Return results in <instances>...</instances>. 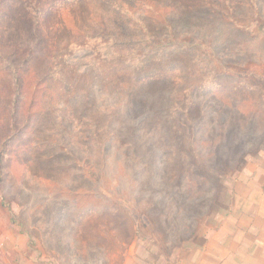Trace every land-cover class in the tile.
I'll use <instances>...</instances> for the list:
<instances>
[{
    "label": "trees",
    "instance_id": "obj_1",
    "mask_svg": "<svg viewBox=\"0 0 264 264\" xmlns=\"http://www.w3.org/2000/svg\"><path fill=\"white\" fill-rule=\"evenodd\" d=\"M119 1L72 0L50 12L40 5L29 10V0H7L6 3L2 0L0 23H5L0 24V61L8 63V81L19 90L23 75L19 69L27 62L40 63L39 85L44 79L53 80L57 70L65 92L51 107L64 103L69 111L53 119L54 126L57 121L62 126L58 129V141L70 137L73 142L84 144L89 153L97 142L105 149L112 144L132 160L140 147L146 148L145 159L152 171L147 176L148 182L173 184L181 173L194 172L189 158L192 155L185 151L183 144L189 135L196 142L199 131L207 128L209 110L215 104L212 98L215 97L222 113L218 138L207 140L209 149L216 144V139L224 138L229 115L223 116L222 109H241L246 99L252 98L250 89L259 91L256 97H264L260 86L250 87L237 78L249 72L252 61L264 64V36L254 28L256 21L264 18L263 0L238 3L219 0L221 4L214 7L209 3L208 7L196 4L179 13L185 20L180 26L174 15L157 18L145 10L128 17L120 16L118 5L125 2ZM131 1L130 4L137 5L147 0ZM88 2L109 6L112 11L105 9L110 14L101 15L99 20L84 22L78 16L72 23L65 19L64 10L73 15V9L84 7ZM235 10L242 15L237 17ZM199 13L203 16L201 23L198 21L201 25L192 30L191 18ZM46 19L52 22L43 28L42 22ZM91 46L95 50L89 49ZM102 47L105 52L100 51ZM91 56L93 59L87 60ZM19 60L21 63L16 66ZM162 92L164 97L156 98ZM14 100L12 129L20 113L17 98ZM108 101L117 103L108 104ZM181 105L185 109L181 110ZM179 112L191 122L188 134L186 124L178 120ZM70 114L74 116L69 117ZM239 116L244 121L240 126L251 121L243 112ZM6 128L3 125V135L0 133V168L15 133ZM255 128L261 126L255 125ZM52 146L58 151L65 149ZM69 177V182L75 181L76 174ZM199 178L202 185L208 184L207 178ZM5 181L6 175L0 172V193L5 190ZM206 190L200 188L198 192ZM79 194L71 188L55 191L40 207L35 220L44 247L56 251L62 248L69 251L68 256L109 264L112 252L123 253L125 246L138 236V220L143 215L112 198H91L95 200L80 205L76 198ZM171 221L173 225L172 217Z\"/></svg>",
    "mask_w": 264,
    "mask_h": 264
},
{
    "label": "rangeland",
    "instance_id": "obj_2",
    "mask_svg": "<svg viewBox=\"0 0 264 264\" xmlns=\"http://www.w3.org/2000/svg\"><path fill=\"white\" fill-rule=\"evenodd\" d=\"M29 1L27 2L29 10L40 5L43 10L52 12L72 0H41L40 4H36L34 0ZM221 1L147 0L144 4L136 5L130 4L131 0H123L125 3L118 6L121 7L120 16L128 17L145 10L157 18L174 15L180 26L185 22L179 15L180 12L196 4L208 7L209 3L214 7L221 4ZM235 1L238 3L247 0ZM110 8L88 2L84 7L77 6L73 9L75 12L73 15L64 10V16L72 23L78 16H81L84 22L94 18L99 20L101 15L106 17L110 14L105 11V9L110 11ZM235 13L237 17L242 15L237 10ZM196 16L191 18L192 30L200 26L203 19L200 13ZM51 22L47 19L43 21V28L44 25L49 26ZM4 23L5 21H2L1 26ZM254 28L264 36V18L257 20ZM172 29L178 32L174 26ZM93 47L89 49L95 50ZM101 49L100 51L105 52L103 47ZM92 59L93 56L87 60ZM20 63L19 60L15 65ZM259 64L252 61L249 72L238 75L237 78L250 87L260 86L264 93V64ZM7 65L5 61H0V133L3 135L1 131L3 125L7 126V131L12 130L10 132L15 133L0 168V172L7 178L5 190L0 193V264H106L104 261H86L73 255L68 256L69 251L62 248L61 251H56L44 247V240L40 237L35 220L36 214L40 213V207H43L42 205L52 196L51 193L67 191L68 188L80 193L76 196L80 205L87 204V201L92 202L97 197L112 198L135 211L139 210L138 214L143 215V218L139 217L138 220V236L125 246L126 250L123 253L112 252L109 264H123L128 250L132 247L134 250H148L155 256H161L162 261L170 256L171 262L176 264L180 255L179 250L190 245L189 242L193 241L196 235L203 233L212 222L215 223L224 214L225 206L231 200L230 187L239 179L250 177L251 172H264V97H256L259 91L255 89L249 90L252 98L248 97L241 105V109L233 110L231 107L222 109L223 116L229 115L226 116L229 118L224 126V138L221 141L216 139V144L209 149L207 140L218 138L222 113L216 106L215 97L211 99L215 104H211L205 123L207 128L199 131L196 142L194 137L191 139L189 135L190 139L186 137L183 144L185 151L192 155L189 158L194 164V172L181 173L173 180V184L168 181L148 182L147 176L152 171L145 159L148 156L146 148L140 147L139 154L132 160L127 159L123 155V150H117V146L112 144L105 149L101 142H97L93 144V151L89 153L84 144L79 141L73 142L70 137L65 141H58L60 139L58 129H62V126H59L58 121L57 126H54L53 119L61 112L68 114L69 111L64 103L51 107L65 92L64 83L57 70L54 72L53 80L44 79L41 81L43 84L39 85L40 63L27 62L24 68L19 69L23 74L22 87L19 90L8 81L10 73ZM168 95L169 92L166 97ZM163 97V92L156 95L158 99ZM15 98L20 113L12 129L11 115L12 108L15 107ZM203 100L202 98L201 102ZM113 102L108 101V104L117 103ZM183 109L185 105H181V110ZM256 110L260 112L258 115L254 114ZM240 112H243L244 116H250L251 121L245 122L244 126H240L241 121L244 123L240 119ZM199 115L200 113L196 118ZM72 116L74 115H69ZM177 117L180 123L186 124L184 127L188 134L191 123L188 117L183 112L182 114L179 112ZM255 125L261 128H255ZM147 127L151 128L148 125ZM77 129L76 126L75 130ZM235 129L236 137L233 135ZM206 132L208 135H205ZM141 134H144L143 131ZM52 145L64 146L65 149L58 151ZM148 161L151 162L149 157ZM191 167L192 164L188 166ZM72 174H76L75 181L69 182L71 180L69 176ZM200 176L207 178L208 184L202 185ZM200 188L207 190L200 193L198 192ZM3 198L6 199L5 204Z\"/></svg>",
    "mask_w": 264,
    "mask_h": 264
},
{
    "label": "crops",
    "instance_id": "obj_3",
    "mask_svg": "<svg viewBox=\"0 0 264 264\" xmlns=\"http://www.w3.org/2000/svg\"><path fill=\"white\" fill-rule=\"evenodd\" d=\"M229 196L224 214L179 250L176 264H264V172L239 179ZM169 257L132 247L123 264H175Z\"/></svg>",
    "mask_w": 264,
    "mask_h": 264
}]
</instances>
